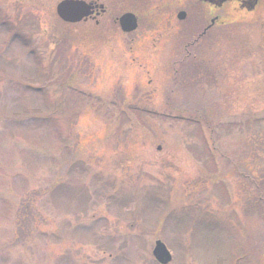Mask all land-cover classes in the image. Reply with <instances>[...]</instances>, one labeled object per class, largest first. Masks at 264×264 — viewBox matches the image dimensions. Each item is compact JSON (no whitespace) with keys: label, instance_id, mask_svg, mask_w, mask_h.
Listing matches in <instances>:
<instances>
[{"label":"rangeland","instance_id":"374dc122","mask_svg":"<svg viewBox=\"0 0 264 264\" xmlns=\"http://www.w3.org/2000/svg\"><path fill=\"white\" fill-rule=\"evenodd\" d=\"M56 2L0 0V264H264V0L176 65Z\"/></svg>","mask_w":264,"mask_h":264},{"label":"flooded vegetation","instance_id":"af4514ba","mask_svg":"<svg viewBox=\"0 0 264 264\" xmlns=\"http://www.w3.org/2000/svg\"><path fill=\"white\" fill-rule=\"evenodd\" d=\"M59 1L57 0V2ZM83 1L90 5V13L79 22L92 24L100 31V34L105 35L104 32L110 30L109 33L112 36H120L122 42L129 44L125 49L127 53L130 50L129 35L140 28L142 17L143 23L147 27L145 34L149 32L148 28L156 29L154 31L156 34L160 32L159 36L152 38V41L156 42L155 40H157L158 43H163L173 35L175 40L174 53H179V55H175L176 59L172 60L174 65L184 63L189 57L194 58V46L204 42L205 39L209 40L212 31H223V28L230 22L228 21L229 15L233 14V11L246 15L254 11V8L260 4V0H212V2L203 0ZM147 4L148 6H144ZM140 6H143V9L148 8L147 11H139L142 9ZM125 13H131L135 16L137 27L134 31L126 32L121 29L119 20L121 15ZM108 36L110 37V35ZM125 37L126 39H123ZM178 68H173L172 73L174 75L178 73Z\"/></svg>","mask_w":264,"mask_h":264},{"label":"water","instance_id":"95a60500","mask_svg":"<svg viewBox=\"0 0 264 264\" xmlns=\"http://www.w3.org/2000/svg\"><path fill=\"white\" fill-rule=\"evenodd\" d=\"M210 1L212 0H203ZM56 14L64 21L77 22L89 14V5L80 0H63L56 5ZM121 28L124 31L134 30L136 27L135 17L126 13L120 18ZM155 260L160 264H167L171 260V255L165 244L159 239L155 240L151 251Z\"/></svg>","mask_w":264,"mask_h":264},{"label":"trees","instance_id":"16d2710c","mask_svg":"<svg viewBox=\"0 0 264 264\" xmlns=\"http://www.w3.org/2000/svg\"><path fill=\"white\" fill-rule=\"evenodd\" d=\"M167 104V107H169V106H173L174 107V104L172 103V102H167L166 103ZM199 117V116H198ZM201 118V117H200ZM205 150H206V147L204 148V152H205ZM206 151H208V150H206ZM207 153V152H206ZM235 165H237L238 166V168H240L241 169V164H235ZM240 165V166H239ZM238 170V169H237ZM238 177H242V178H245L246 177V175L247 174H245V173H243V172H241V171H239V172H237V174H236ZM248 180H251V183H252V185L254 186V180H253V178L249 175L248 176ZM247 180V181H248ZM258 187L256 186V189H257ZM258 201H260L261 200V198L260 197H258V199H257ZM21 218V215H18L17 216V219H16V221H18L19 219ZM17 225V224H16ZM19 225V224H18ZM17 237V236H16Z\"/></svg>","mask_w":264,"mask_h":264}]
</instances>
